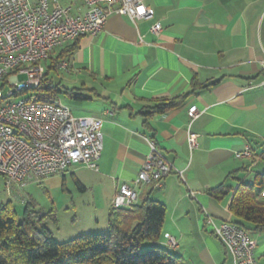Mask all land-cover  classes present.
Instances as JSON below:
<instances>
[{"label": "crops", "instance_id": "0c3cea01", "mask_svg": "<svg viewBox=\"0 0 264 264\" xmlns=\"http://www.w3.org/2000/svg\"><path fill=\"white\" fill-rule=\"evenodd\" d=\"M148 3L154 18L135 23L114 13L97 35L82 36L75 51L63 57L78 74L73 83L80 84L67 87L81 94L71 98L94 103L96 111L87 116L104 122V149L97 170L74 165L44 184L65 190L71 173L87 196L83 202L109 213L118 187L137 178L150 152L148 139L154 138L175 169L161 183L137 188L136 204L153 199L166 207L163 234L146 242L147 248L165 245L164 234L170 233L179 238L174 252L185 264H233L206 222L208 215L216 222L235 218L229 208L233 191L219 199L209 190L253 184L264 172V0ZM156 21L163 25L159 33L151 30ZM183 95L180 106L146 115L159 99ZM193 105L203 111L194 120L188 114ZM191 132L198 135L193 149ZM247 147L252 157L238 158L236 153ZM5 185L0 175V205L12 200ZM28 185L14 195L26 203L32 201ZM250 234L264 264V230Z\"/></svg>", "mask_w": 264, "mask_h": 264}, {"label": "built area", "instance_id": "2783aa9c", "mask_svg": "<svg viewBox=\"0 0 264 264\" xmlns=\"http://www.w3.org/2000/svg\"><path fill=\"white\" fill-rule=\"evenodd\" d=\"M148 1L77 0L64 4L61 0H0V175L11 196L20 194L31 182L44 183L74 165L99 168L103 120L75 115L58 93L40 89L45 61L77 38L97 35L114 13L127 15L135 23L154 18L155 9ZM162 28V22L156 21L151 30L159 33ZM56 66L73 72L69 59H60ZM261 72L264 75V60ZM202 113L196 105L188 109L192 120ZM197 138L189 133L191 149L198 146ZM262 141L264 144V136ZM148 142L150 152L137 178L118 187L112 208H133L139 186L159 184L174 171L173 162L157 141L149 138ZM252 155L250 147L236 153L238 158ZM206 222L225 245L233 264H259L257 242L250 232L228 220L216 222L211 215ZM164 237L166 246H179L175 236L165 233Z\"/></svg>", "mask_w": 264, "mask_h": 264}, {"label": "trees", "instance_id": "16d2710c", "mask_svg": "<svg viewBox=\"0 0 264 264\" xmlns=\"http://www.w3.org/2000/svg\"><path fill=\"white\" fill-rule=\"evenodd\" d=\"M81 38V37H80ZM78 39L65 46L45 61L46 71L40 89L49 93L64 92L70 97H81L75 89L63 87L49 78L57 72L56 63L70 56L78 46ZM185 95L161 98L147 116L164 113L181 105ZM264 146V144H263ZM264 162V149L260 153ZM80 187H83L77 180ZM233 191L230 211L232 223L248 232L264 230V172L257 173L255 182H241L236 188L219 186L209 192L224 198ZM23 216L12 200L0 205V264H184V258L166 245L143 249L144 243L158 241L163 234L165 205L153 199L133 208H111L108 213V233H84L68 241H57L47 226L54 212L44 213L26 203Z\"/></svg>", "mask_w": 264, "mask_h": 264}, {"label": "rangeland", "instance_id": "374dc122", "mask_svg": "<svg viewBox=\"0 0 264 264\" xmlns=\"http://www.w3.org/2000/svg\"><path fill=\"white\" fill-rule=\"evenodd\" d=\"M77 75L75 72L72 74L58 70L57 72L52 71L49 73V78L55 84L61 83L63 87H73L74 85L80 86L79 83H73ZM59 96L64 104L69 106L76 115L87 116L96 111L95 104L91 101L80 102L72 99L64 92H60ZM67 178V188L65 190L62 188L52 189L44 183L36 182L29 183L25 189V192H29L31 195L33 201L32 208L41 210L44 213L54 212V219L47 222V226L54 238L59 242H64L84 233H108V212L99 205L96 208L84 203V197L87 196L81 194L71 173L68 174ZM5 191L9 197H12L17 212L20 216H23L27 207L26 202L19 200L15 196H11L6 190V185ZM176 238L179 241V238ZM142 248H147V244L145 243Z\"/></svg>", "mask_w": 264, "mask_h": 264}]
</instances>
